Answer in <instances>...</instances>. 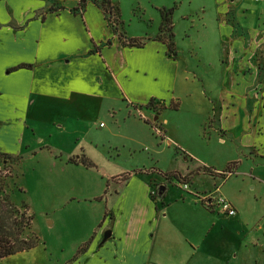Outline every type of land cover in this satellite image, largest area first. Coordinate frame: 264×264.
I'll return each mask as SVG.
<instances>
[{
	"label": "rangeland",
	"instance_id": "rangeland-1",
	"mask_svg": "<svg viewBox=\"0 0 264 264\" xmlns=\"http://www.w3.org/2000/svg\"><path fill=\"white\" fill-rule=\"evenodd\" d=\"M108 1L117 9L121 31L135 39L155 34L159 11L170 9L173 45L168 54L175 48L176 60L164 55V45L156 42L143 50H134L135 53L125 56L123 67L120 66L117 44L109 45L107 39L98 42L105 29L95 11L87 12L91 31L99 38L95 45L111 67H118L117 74L121 69L138 64L156 74L154 109L145 107L146 84L142 85V94H138L137 89L130 90L132 104H129L114 78L111 82L108 75L100 71V59L88 53L91 45L79 16L81 12H75L77 16L71 15V19L65 16L74 0H28L35 7L42 3V10L50 6L67 9L57 19L48 17L43 30L49 31V26L57 24L65 41L70 42V38L74 41L71 43L81 59L79 88L84 92L64 102H49L52 106L47 109L43 105L35 106L26 121L20 154L0 156V201H7L17 212L22 211L21 206L25 207L31 220L24 235L36 237L38 241L33 249L6 257L0 264H62L96 219L97 201L92 198L102 195L106 181L120 184L123 174L134 170L146 182L153 183L152 198L159 187L166 189L162 203L174 218L177 214L182 219L187 216L185 209L191 198L197 200L198 206L200 201L205 209L211 210L207 200L214 202L216 195H227L237 201L240 209H234L237 215L241 211L249 222L264 226L260 218L264 212V157L252 150L248 152L247 148L252 143L260 145L259 151L264 155L262 138L250 133L248 144L238 142L236 133L241 124L229 120L226 123L230 127L228 136H224L216 118H212V113L218 114L215 104L221 103L220 96L229 89L223 86L227 76L223 66L232 50L227 56L223 54V43L233 39L241 46L238 58L243 55L246 67L243 66L240 73L247 77L244 81L248 87L245 86V93L229 95L230 101L226 95L225 102L236 105L244 102L249 112L251 97L255 96L264 106V98L258 95L260 82L264 81V0ZM75 2L78 4V0ZM226 5L231 6L227 11ZM34 31L32 34L36 35L38 29ZM159 36L166 39L162 33ZM232 61L228 60L229 66ZM139 75L134 74L141 81L146 78ZM250 76H255L252 82ZM130 84L122 82L124 87ZM241 111L236 112L238 116ZM262 114L260 111L259 115ZM145 120L155 128L144 124ZM98 124L105 128L99 129ZM81 155L93 164L92 168L62 165L64 159ZM229 163H235L236 167L225 181L217 183L221 188L217 194L212 192L205 197V193L200 192L210 183L206 176L194 175L193 186L187 184V180L181 181L187 186L185 191L177 180L186 178L185 171L194 173L203 167L220 174ZM219 174L220 180L227 177L221 178ZM111 187L115 188L109 185L108 189ZM181 196L184 206L179 202ZM245 241L235 245L237 262L247 264L255 259L257 264H264V240L255 248Z\"/></svg>",
	"mask_w": 264,
	"mask_h": 264
},
{
	"label": "crops",
	"instance_id": "crops-1",
	"mask_svg": "<svg viewBox=\"0 0 264 264\" xmlns=\"http://www.w3.org/2000/svg\"><path fill=\"white\" fill-rule=\"evenodd\" d=\"M256 1L253 0V2ZM259 1L262 2L263 0ZM81 3L83 7L79 16L83 21L85 32L88 33L91 45L88 53H92L97 59H100L102 63L100 71L105 72L111 82L114 78L113 81L118 85L119 92L122 91L127 96L128 101L132 100V97H129L130 90L137 89L138 94H142L141 91L146 84L147 90L144 96L148 93L147 102L149 100L154 102L153 81L156 79L155 72L138 64L131 68L121 69V72L117 74L115 70L118 67L116 65L111 67L102 51L95 45L99 38L96 39L91 31L87 12L90 14L96 12L105 29V35L103 34L101 41L99 39L98 42L107 39L110 40L109 45L117 44L120 53V66L122 67L125 63V56L132 55L135 53L134 50H143L149 44L161 43L156 39L159 25L155 34L142 38L144 42L142 47L129 48L121 45L111 34L103 20L101 10L91 0H81ZM42 5L41 3L35 7L28 0H3L2 6H0V51L3 52V59L0 61V153L10 156L20 154L21 139L26 129V121L30 118V113L35 106L43 105L47 109V107L52 106L49 105V102H64L67 98H71L73 95L79 96L84 92L79 88L80 80L78 78L81 77V59L75 46L71 43L73 40L70 38V42H68L69 40L65 41L59 33L61 31L57 24L49 26V31L43 30V25L48 17L57 19L56 17H59L62 11L68 9L69 13L65 14L68 18L71 15L72 17L77 16L74 11L77 4L74 0V3L67 9L63 6H50L47 10L40 9ZM229 7L231 6L226 5L225 11ZM50 8L55 12H50ZM161 10L168 9L163 8ZM219 25L218 27L222 29V25ZM34 29H38L36 35L32 34V32H36ZM226 32L229 33L227 28ZM27 36H31V38L28 40ZM129 39L135 38L129 37ZM223 44L225 47L223 54L227 56V53L232 50L230 59L225 57L227 63H224L223 66L227 74L223 86H228L229 89H225L220 96L221 103L215 104V110L218 109V114L215 116L212 113V118H216L215 120L224 132V136H228L230 129L226 123L229 120L231 122L237 121L241 124L239 132L236 133L238 142L248 144L247 135L251 133L262 138L264 149V114L259 115L260 111L264 113L263 104H259V101L255 100V96H252L249 112H247L244 102L240 101L237 105L225 102L226 95L230 101L229 95L232 96V93H245L247 83L244 80L247 81V77L240 73L242 67L246 66L243 55H240L241 60L240 57L238 58L241 47L239 41L233 39ZM164 55L175 61L177 52L174 48L168 54L165 48ZM228 60H233L232 66L228 65ZM19 64L28 65L29 68L7 72L8 69ZM139 72L142 76H146L142 81L139 77L134 76L135 73L140 76ZM254 77L248 78L252 82ZM66 80L68 81L65 82ZM123 81L132 84L124 87ZM259 88L261 91L258 95L261 94L264 98V81L260 82ZM129 104L132 102L130 101ZM237 111H241L239 115L241 120L236 113ZM221 118L222 121H220ZM98 128L105 127H99L98 124ZM247 148L248 152L252 150L257 156L264 157L259 151L260 145L257 146V144L252 143ZM263 149L261 150L263 151ZM62 165L64 167L81 166L79 164H67L65 159ZM203 169H207L209 172H205ZM136 171L125 172L127 178L122 180L120 184L106 181L105 191L103 190L102 195L92 198L93 201H97L96 219L92 222L90 231L82 237L80 243L72 251L69 259L63 261L62 264H243L237 262L238 251L235 249V245L244 244L247 242L245 240H248L249 245L255 248L260 240H264V226L256 224L255 221L249 222L241 211L240 215L237 213L234 216L223 214L213 200L209 201L211 210H208L200 204V201L198 206L197 200L191 198L188 201L189 206L185 209L187 216L183 219L178 214L176 218L172 217L173 214L168 213V208L164 207L162 203L165 200L166 189L160 190L159 187L158 190L163 191L162 197L155 196L152 198L150 194L153 183L146 182ZM218 174L219 172L211 168L203 167L201 170H195L194 173L185 171V180L188 181L187 184H192L194 175L209 178V185L203 186L200 191L202 194L205 193L204 196L207 197L206 194L208 193H219L221 188L217 183H221L229 177L220 180ZM108 184L113 185L115 190L112 187L108 189ZM194 193L197 196L198 193ZM120 196L124 198L120 199ZM204 196L202 197L205 198ZM220 197L228 202L233 209L240 210L237 201H234L233 198H229L227 195ZM180 199V205L184 206L183 197L181 196ZM173 203L177 202L173 201ZM263 215L264 212L261 213L260 218L264 223ZM107 231L109 236L103 241V235ZM226 246L231 248H226ZM243 251H246L245 247ZM247 264L257 263L253 259Z\"/></svg>",
	"mask_w": 264,
	"mask_h": 264
},
{
	"label": "trees",
	"instance_id": "trees-1",
	"mask_svg": "<svg viewBox=\"0 0 264 264\" xmlns=\"http://www.w3.org/2000/svg\"><path fill=\"white\" fill-rule=\"evenodd\" d=\"M92 3L101 10L103 15V20L106 23V26L110 29L112 35L116 36L119 43L123 46L129 48H140L143 46L144 42L142 39H129L126 38L124 33L121 31V23L118 18L117 9L108 1V0H91ZM82 3L81 0L78 1L77 8H75V12L82 11ZM50 12H55V10L51 9ZM159 27L158 34L156 39H158L162 44H164L166 51H169V48L172 47V25H171V10H160L159 11ZM165 36L166 39L160 38L159 34ZM22 68H29L28 65L19 64L13 68L7 70V72H12ZM154 102L149 100L145 107L154 109ZM171 107V105H169ZM172 108V107H171ZM174 109V108H173ZM144 124L150 126L151 128H155L153 125L148 123L147 121H143ZM0 156L8 157L6 154L0 153ZM67 164L71 165H81L84 168H92L93 164L88 161L84 156H79L78 158L69 157L66 159ZM236 167L235 163H229L226 165L224 170L219 174L221 178H225L226 176L233 173V169ZM205 172H209L207 169H203ZM122 180H126L127 174H123ZM175 177L176 175L173 174ZM183 181L184 178H177V180ZM182 184H185L181 182ZM163 189V187H161ZM163 191L157 189L155 196L162 197ZM210 200H207V204H210ZM201 204V203H200ZM202 205V204H201ZM205 207V205H202ZM208 206V205H207ZM21 212H17L7 201H0V260L6 258L8 256H12L18 253L29 251L36 247L38 241L36 237L30 235H24V231H27L31 217L26 214V210L24 206H21ZM206 208V207H205ZM25 210V211H24Z\"/></svg>",
	"mask_w": 264,
	"mask_h": 264
},
{
	"label": "built area",
	"instance_id": "built-area-1",
	"mask_svg": "<svg viewBox=\"0 0 264 264\" xmlns=\"http://www.w3.org/2000/svg\"><path fill=\"white\" fill-rule=\"evenodd\" d=\"M99 126H101V124H99ZM182 189L183 190L187 189L186 184H182ZM214 203H215L216 207L219 209V211L222 212L223 214H225L227 216H234L235 215L234 209H232V207L229 205V203L226 202L220 196H216L214 198ZM263 218H264V215H263Z\"/></svg>",
	"mask_w": 264,
	"mask_h": 264
},
{
	"label": "water",
	"instance_id": "water-1",
	"mask_svg": "<svg viewBox=\"0 0 264 264\" xmlns=\"http://www.w3.org/2000/svg\"><path fill=\"white\" fill-rule=\"evenodd\" d=\"M160 190H162V188H160ZM108 236H109V232L107 231V232H105L104 235H103V238H102L103 241L106 240V239L108 238Z\"/></svg>",
	"mask_w": 264,
	"mask_h": 264
},
{
	"label": "snow or ice",
	"instance_id": "snow-or-ice-1",
	"mask_svg": "<svg viewBox=\"0 0 264 264\" xmlns=\"http://www.w3.org/2000/svg\"><path fill=\"white\" fill-rule=\"evenodd\" d=\"M3 0H0V6H2ZM3 59V52L0 51V61Z\"/></svg>",
	"mask_w": 264,
	"mask_h": 264
}]
</instances>
